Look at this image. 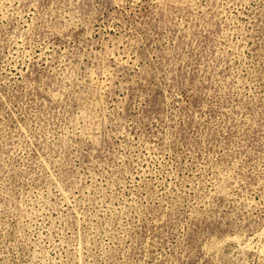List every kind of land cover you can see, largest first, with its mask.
Here are the masks:
<instances>
[{
	"label": "rangeland",
	"instance_id": "obj_1",
	"mask_svg": "<svg viewBox=\"0 0 264 264\" xmlns=\"http://www.w3.org/2000/svg\"><path fill=\"white\" fill-rule=\"evenodd\" d=\"M0 264H264V0H0Z\"/></svg>",
	"mask_w": 264,
	"mask_h": 264
}]
</instances>
